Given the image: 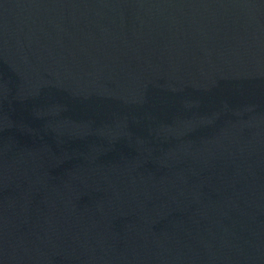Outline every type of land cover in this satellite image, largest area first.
<instances>
[{
	"label": "water",
	"instance_id": "1",
	"mask_svg": "<svg viewBox=\"0 0 264 264\" xmlns=\"http://www.w3.org/2000/svg\"><path fill=\"white\" fill-rule=\"evenodd\" d=\"M0 264H264V0H0Z\"/></svg>",
	"mask_w": 264,
	"mask_h": 264
}]
</instances>
